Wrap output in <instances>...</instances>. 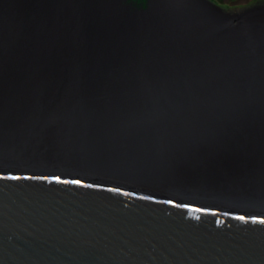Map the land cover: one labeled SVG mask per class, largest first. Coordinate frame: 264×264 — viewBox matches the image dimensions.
Listing matches in <instances>:
<instances>
[{
	"label": "bare ground",
	"instance_id": "bare-ground-1",
	"mask_svg": "<svg viewBox=\"0 0 264 264\" xmlns=\"http://www.w3.org/2000/svg\"><path fill=\"white\" fill-rule=\"evenodd\" d=\"M243 13L208 0H0V164L46 169L80 131L86 138L121 132L127 125L117 102L136 94L140 80L150 83L155 68L195 75L208 52L218 50L205 73L160 82L147 95L158 99L190 88L176 102V118L167 116L170 129L190 132L178 149L189 160L170 188L220 204L237 200L236 187L260 189L264 39L257 30L264 13ZM228 34L235 49L250 51L247 59L225 60ZM231 68L260 73L234 75ZM230 99L238 108L226 114ZM111 139L99 151L112 154L103 145Z\"/></svg>",
	"mask_w": 264,
	"mask_h": 264
},
{
	"label": "water",
	"instance_id": "water-1",
	"mask_svg": "<svg viewBox=\"0 0 264 264\" xmlns=\"http://www.w3.org/2000/svg\"><path fill=\"white\" fill-rule=\"evenodd\" d=\"M243 12L263 14L264 3ZM257 33L262 41L264 23ZM229 35L225 60L247 59L250 51L235 49ZM210 53L197 73L219 56L218 50ZM154 74L117 102L121 108L115 111L127 125L121 132L86 138L80 131L57 165L46 169L0 164V264H264V182L258 190L251 184L252 192L236 187L237 200L222 204L170 188L181 181L180 166L189 160L178 149L190 132L170 129L167 116L174 118L176 102L190 88L177 87L180 92L158 99L147 95L160 82L196 74L165 68ZM156 101L163 106L152 107ZM236 108L230 99L224 113ZM106 138L113 140L103 144L112 154L99 151Z\"/></svg>",
	"mask_w": 264,
	"mask_h": 264
},
{
	"label": "rangeland",
	"instance_id": "rangeland-1",
	"mask_svg": "<svg viewBox=\"0 0 264 264\" xmlns=\"http://www.w3.org/2000/svg\"><path fill=\"white\" fill-rule=\"evenodd\" d=\"M213 1V0H212ZM218 5L225 8V12L240 13L243 10L256 6V4H263L264 0H214Z\"/></svg>",
	"mask_w": 264,
	"mask_h": 264
},
{
	"label": "trees",
	"instance_id": "trees-1",
	"mask_svg": "<svg viewBox=\"0 0 264 264\" xmlns=\"http://www.w3.org/2000/svg\"><path fill=\"white\" fill-rule=\"evenodd\" d=\"M139 1L143 3L144 0H139Z\"/></svg>",
	"mask_w": 264,
	"mask_h": 264
}]
</instances>
